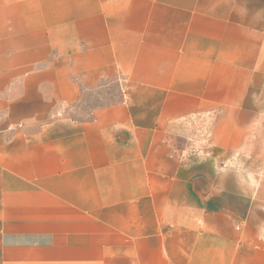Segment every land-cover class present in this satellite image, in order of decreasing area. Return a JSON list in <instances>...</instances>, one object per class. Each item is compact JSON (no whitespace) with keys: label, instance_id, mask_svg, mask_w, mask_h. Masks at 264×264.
Here are the masks:
<instances>
[{"label":"crops","instance_id":"1","mask_svg":"<svg viewBox=\"0 0 264 264\" xmlns=\"http://www.w3.org/2000/svg\"><path fill=\"white\" fill-rule=\"evenodd\" d=\"M0 264H264V0H0Z\"/></svg>","mask_w":264,"mask_h":264}]
</instances>
